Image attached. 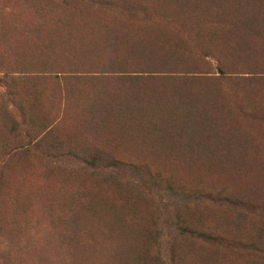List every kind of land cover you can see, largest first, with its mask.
<instances>
[{
  "label": "rangeland",
  "instance_id": "rangeland-1",
  "mask_svg": "<svg viewBox=\"0 0 264 264\" xmlns=\"http://www.w3.org/2000/svg\"><path fill=\"white\" fill-rule=\"evenodd\" d=\"M93 1L0 0V264H264V0Z\"/></svg>",
  "mask_w": 264,
  "mask_h": 264
},
{
  "label": "trees",
  "instance_id": "trees-1",
  "mask_svg": "<svg viewBox=\"0 0 264 264\" xmlns=\"http://www.w3.org/2000/svg\"><path fill=\"white\" fill-rule=\"evenodd\" d=\"M103 3H101L102 4V7L101 8H98L95 4H96V2L95 1H93V0H85V3H88L87 4V6L88 7H91V8H89V9H95V10H101V9H108V7H106V6H108V5H106V4H109L107 1H102ZM107 2V3H106ZM98 4V3H97ZM158 45H159V43H157ZM115 51H117L118 49L117 48H115L114 49ZM250 51V53L252 54V50H249ZM153 59H155V57L153 58ZM158 58H156L155 59V61L157 60ZM119 60H120V62H121V64L120 65H122L121 67H116L117 69H122V70H125V68H127V69H129V68H131V69H129L130 70V72H128L129 74L128 75H133V73H137V74H142V73H146V71H144V70H147V69H144L143 68V66L142 65H140V63L141 62H143V61H141V62H136L135 61V59L132 61V62H134L133 64H131V65H129V64H127L126 65V63H125V60H124V56L122 55V56H119ZM155 61L154 62H151V61H148V63H150V64H152V65H154L155 64ZM165 62V61H164ZM164 62H159L158 64L160 65V66H162V68H166L165 66H168V64L169 63H164ZM124 65V66H123ZM129 65V66H128ZM140 65V66H139ZM146 67V66H145ZM132 70V71H131ZM124 73H125V71H123ZM220 73H222V72H220ZM3 79H5V75L3 76ZM170 99H172L171 97H170ZM171 105L176 109V106H174L173 105V103H172V101H171ZM185 105H188V106H185ZM183 106V108H185V109H187V114H186V112H184V114H185V116H181V119L180 120H178L179 122L177 123V122H174L173 121V119H174V117H175V111H177V110H173V109H171L170 107L169 108H167V109H161L162 107L161 106H159L158 105V103L157 102H154V103H150L147 107H146V109H148V111H144V113L146 114V112H147V115H150V116H153V117H150V118H159V119H157V121L160 123V125L162 124V125H164V127H163V131L165 132V131H167V130H171L172 131V129H175V128H178L179 130L181 129V130H183L185 127H186V125L190 122V121H192V120H189L190 118H192L194 121H197L198 123H199V120H198V118H195L193 115H194V113L196 114V113H198L197 112V110L198 109H192V107H196V106H192V105H189V104H183L182 105ZM211 109V108H210ZM182 110H184V109H182ZM201 112V111H200ZM210 115H209V117H208V120L209 121H215V120H217V121H219V120H225V115L224 114H222V112L220 111V112H218L217 110H210ZM228 113V112H227ZM172 122H174V123H176V124H174L173 125V123ZM171 124H172V127H171ZM197 124V123H196ZM153 126H158V125H153ZM174 126V127H173ZM177 126V127H176ZM183 126H184V128H183ZM206 127L207 126H205V128L204 129H206ZM235 129H237V128H240V127H238V126H233ZM183 128V129H182ZM188 129L190 128V126L189 127H187ZM162 129V128H161ZM237 131H239V130H235V132H237ZM226 136V135H225ZM234 137H236V136H234ZM229 138V136H226V138L225 139H228ZM238 138V137H237ZM208 139H210V138H208ZM233 140L235 141H237V139L236 138H233ZM58 157H61V158H63V157H65V158H74L75 157V154L74 155H72V153H65V155H53L52 157H50L49 159L51 160V161H53V162H56L57 160H58ZM56 164H58V163H56ZM90 167H93L94 166V164H88ZM116 168H118V167H113L112 169H116ZM214 239V238H213ZM212 239V240H213ZM170 254V253H169ZM160 251H157L156 252V257H155V261H157V262H159L160 261Z\"/></svg>",
  "mask_w": 264,
  "mask_h": 264
}]
</instances>
